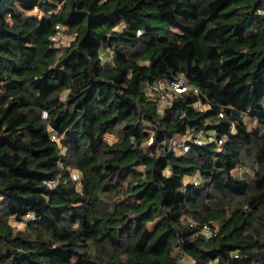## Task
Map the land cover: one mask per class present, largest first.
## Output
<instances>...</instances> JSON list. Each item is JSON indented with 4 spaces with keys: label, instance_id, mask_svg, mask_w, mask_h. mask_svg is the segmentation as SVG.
Listing matches in <instances>:
<instances>
[{
    "label": "trees",
    "instance_id": "trees-1",
    "mask_svg": "<svg viewBox=\"0 0 264 264\" xmlns=\"http://www.w3.org/2000/svg\"><path fill=\"white\" fill-rule=\"evenodd\" d=\"M182 254L264 264V0H0V264Z\"/></svg>",
    "mask_w": 264,
    "mask_h": 264
},
{
    "label": "built area",
    "instance_id": "built-area-1",
    "mask_svg": "<svg viewBox=\"0 0 264 264\" xmlns=\"http://www.w3.org/2000/svg\"><path fill=\"white\" fill-rule=\"evenodd\" d=\"M64 28L65 26L62 23H59L56 26V31L54 35L51 37V39L54 41V43L58 44L60 40H65V44H70L71 39H66L64 36ZM149 90L154 91L158 90V95L160 97V100L162 102H165L166 104H169L171 102V99L174 96H178L181 93L187 92V91H194L195 93H199V88L194 85L193 83H190L185 75H180L177 78L171 79V78H161L158 81H156L154 84L149 86ZM200 110H204L205 107L201 105L200 103H196L195 105ZM220 116L224 117V114L221 113ZM55 137V135H53ZM153 139L149 141V144H151ZM193 141L199 145L205 144L206 142L214 141L219 146L223 144V138L217 137L215 134H204L201 131L191 130L189 129L186 133L177 135L173 137L171 140L168 141V143L171 146H180L182 150L187 151L190 148V145L188 142ZM167 144V141L165 142ZM75 179H79V173L76 172L74 174ZM191 180L197 184L199 179L197 176H192ZM49 183L51 185H56V180H50ZM29 217L34 218V214H30ZM202 233L206 237H212L216 234V231L214 227L209 223H204L202 225ZM181 264H190V259L182 254L180 257Z\"/></svg>",
    "mask_w": 264,
    "mask_h": 264
},
{
    "label": "rangeland",
    "instance_id": "rangeland-1",
    "mask_svg": "<svg viewBox=\"0 0 264 264\" xmlns=\"http://www.w3.org/2000/svg\"><path fill=\"white\" fill-rule=\"evenodd\" d=\"M64 36H65L66 39H74V36L72 34H70V33H67L66 31H64ZM59 44H65V40H63V39L60 40L59 41ZM165 105H166V103L165 102H162V104L160 105V107L162 108V106L164 107ZM246 119L249 122L250 127L258 126V123H257L256 120H251V119L248 118V116H246ZM111 137L112 136H109V138H111ZM236 172H237L238 175L241 176L243 174V169L239 167V168L236 169ZM17 225H18L19 228H23L24 227V224L23 223H20V224H17Z\"/></svg>",
    "mask_w": 264,
    "mask_h": 264
}]
</instances>
